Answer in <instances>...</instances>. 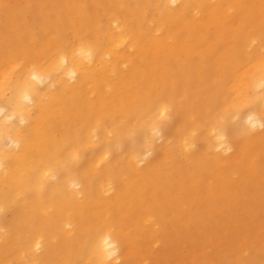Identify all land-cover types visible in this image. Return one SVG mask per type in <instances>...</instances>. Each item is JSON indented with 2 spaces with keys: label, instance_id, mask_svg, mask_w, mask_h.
Returning a JSON list of instances; mask_svg holds the SVG:
<instances>
[{
  "label": "bare ground",
  "instance_id": "obj_1",
  "mask_svg": "<svg viewBox=\"0 0 264 264\" xmlns=\"http://www.w3.org/2000/svg\"><path fill=\"white\" fill-rule=\"evenodd\" d=\"M0 264H264V0H0Z\"/></svg>",
  "mask_w": 264,
  "mask_h": 264
}]
</instances>
